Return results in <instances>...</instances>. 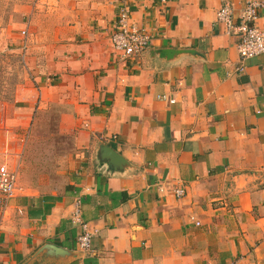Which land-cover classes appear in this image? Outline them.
<instances>
[{
	"label": "crops",
	"instance_id": "crops-1",
	"mask_svg": "<svg viewBox=\"0 0 264 264\" xmlns=\"http://www.w3.org/2000/svg\"><path fill=\"white\" fill-rule=\"evenodd\" d=\"M126 1L151 35L136 56L111 44L122 0H37L20 25L27 71L3 122L18 144L56 107L67 145L36 180L18 167L0 264H264V53L239 71L216 17L228 4L238 22L247 0Z\"/></svg>",
	"mask_w": 264,
	"mask_h": 264
},
{
	"label": "built area",
	"instance_id": "built-area-1",
	"mask_svg": "<svg viewBox=\"0 0 264 264\" xmlns=\"http://www.w3.org/2000/svg\"><path fill=\"white\" fill-rule=\"evenodd\" d=\"M261 7L262 2L260 0H247L238 16V22L232 20L231 8L228 4L222 5L216 11L217 20L223 23L226 31L237 36L236 49L240 57V64L237 69L239 71L244 69V60L264 53V27L259 26L257 23L258 10ZM26 33V29L21 31L24 39L19 48V57L24 67H26ZM110 40L113 48L123 58L142 53L150 44V33L146 28L132 20L130 6L126 0H122V5L118 10ZM160 97L173 103L177 101V99L167 98L165 95ZM6 129L3 144L0 146V228L10 199L18 190L16 182L19 164L17 159L20 153L14 147L18 139L14 132L9 131L8 128ZM174 192L177 196H181L184 194V189L176 188ZM71 220L79 226L78 247L83 252L89 251L92 244V232L82 219L79 200L74 204Z\"/></svg>",
	"mask_w": 264,
	"mask_h": 264
},
{
	"label": "rangeland",
	"instance_id": "rangeland-1",
	"mask_svg": "<svg viewBox=\"0 0 264 264\" xmlns=\"http://www.w3.org/2000/svg\"><path fill=\"white\" fill-rule=\"evenodd\" d=\"M35 1L37 0H0V146L8 128L3 122L6 116L5 106L13 103L16 89L26 70L20 57L18 58L20 45L16 39L19 37L17 33L20 25L30 17V8ZM57 117L56 107L39 110L26 126L22 141L14 145L20 153L17 159L20 178L26 183L36 180L37 175H44L52 166H57L54 150L67 145L58 130ZM8 130L11 131L10 128Z\"/></svg>",
	"mask_w": 264,
	"mask_h": 264
},
{
	"label": "trees",
	"instance_id": "trees-1",
	"mask_svg": "<svg viewBox=\"0 0 264 264\" xmlns=\"http://www.w3.org/2000/svg\"><path fill=\"white\" fill-rule=\"evenodd\" d=\"M18 58H19V56H18ZM18 58H17V60H18ZM19 65H21V64H19ZM1 95H2V93H1V90H0V100H1Z\"/></svg>",
	"mask_w": 264,
	"mask_h": 264
}]
</instances>
